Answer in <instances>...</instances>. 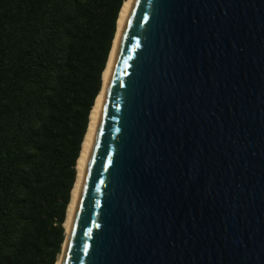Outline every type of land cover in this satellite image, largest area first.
I'll return each instance as SVG.
<instances>
[{
	"label": "water",
	"instance_id": "95a60500",
	"mask_svg": "<svg viewBox=\"0 0 264 264\" xmlns=\"http://www.w3.org/2000/svg\"><path fill=\"white\" fill-rule=\"evenodd\" d=\"M66 241L62 264H264V0H133Z\"/></svg>",
	"mask_w": 264,
	"mask_h": 264
},
{
	"label": "trees",
	"instance_id": "16d2710c",
	"mask_svg": "<svg viewBox=\"0 0 264 264\" xmlns=\"http://www.w3.org/2000/svg\"><path fill=\"white\" fill-rule=\"evenodd\" d=\"M126 0H0V264H57Z\"/></svg>",
	"mask_w": 264,
	"mask_h": 264
},
{
	"label": "bare ground",
	"instance_id": "6f19581e",
	"mask_svg": "<svg viewBox=\"0 0 264 264\" xmlns=\"http://www.w3.org/2000/svg\"><path fill=\"white\" fill-rule=\"evenodd\" d=\"M132 3H133V0H126L125 3L123 4L122 10L119 14V19H118V24H117V33L115 36V40L113 43V48H112L111 54L109 56L108 64H107L106 70H105L104 75H103V87H102V90H101V92H100V94H99V96L95 102L94 108L90 114V122H89L88 131H87V134H86L85 139H84L83 144H82V150H81L80 157L77 161V179H76L74 188L72 190L71 201H70V204H69L68 209H67L66 221L64 224L65 229H66V234H67L66 235L67 240H68V236H69V232H70V227H71V223H72V219H73V215H74V211H75V206H76L79 190L81 187L82 179H83L85 168H86V163H87L88 156H89V151L91 148V144H92L95 129H96L102 92H103V89H104V86L106 83V79L108 76V72H109L113 57H114V53H115L117 43L119 41V38H120V36L123 32L124 26L126 24L130 9L132 7ZM66 244H67V241L64 245V251L62 250L63 252H62L57 264H62Z\"/></svg>",
	"mask_w": 264,
	"mask_h": 264
}]
</instances>
